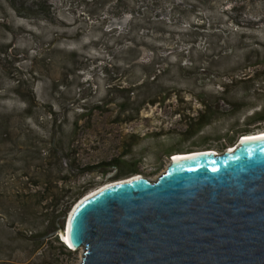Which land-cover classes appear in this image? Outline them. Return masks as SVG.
Listing matches in <instances>:
<instances>
[{
    "label": "rangeland",
    "instance_id": "374dc122",
    "mask_svg": "<svg viewBox=\"0 0 264 264\" xmlns=\"http://www.w3.org/2000/svg\"><path fill=\"white\" fill-rule=\"evenodd\" d=\"M19 6L0 0V264H79L44 236L80 198L264 131V0Z\"/></svg>",
    "mask_w": 264,
    "mask_h": 264
},
{
    "label": "water",
    "instance_id": "95a60500",
    "mask_svg": "<svg viewBox=\"0 0 264 264\" xmlns=\"http://www.w3.org/2000/svg\"><path fill=\"white\" fill-rule=\"evenodd\" d=\"M57 226L44 238L64 233L79 264H264V136L90 192Z\"/></svg>",
    "mask_w": 264,
    "mask_h": 264
},
{
    "label": "bare ground",
    "instance_id": "6f19581e",
    "mask_svg": "<svg viewBox=\"0 0 264 264\" xmlns=\"http://www.w3.org/2000/svg\"><path fill=\"white\" fill-rule=\"evenodd\" d=\"M255 136H264V131H261V132H257V133H248V134H244L243 136H241L242 137V139H247V138H253V137H255ZM232 148H234V146H232L231 147V149ZM205 150H212V149H205ZM205 150H198V151H205ZM198 151H194V152H198ZM214 151V150H213ZM216 152V151H215ZM189 153H191V152H182V153H177V154H175L174 156H184L185 154H189ZM140 176H142V175H137V176H134V177H131V178H128V179H132V178H137V177H140ZM123 180H126V179H123ZM123 180H119V181H123ZM119 181H115V182H119ZM113 182H109V183H107V184H104L103 186H101V187H99L98 189H100V188H103V187H105V186H108V185H110V184H112ZM98 189H96V190H98ZM96 190H94V191H96ZM93 192V191H92ZM91 192V193H92ZM62 238H63V240L66 242L67 241V239H66V237H65V234L63 233L62 234ZM66 244H67V242H66ZM80 249H82V248H80Z\"/></svg>",
    "mask_w": 264,
    "mask_h": 264
},
{
    "label": "trees",
    "instance_id": "16d2710c",
    "mask_svg": "<svg viewBox=\"0 0 264 264\" xmlns=\"http://www.w3.org/2000/svg\"><path fill=\"white\" fill-rule=\"evenodd\" d=\"M11 1V3H12V6L15 8V10H17L18 11V13H20V14H22V15H26V16H28V14H26V13H24V12H21V10H19L20 8H17V6L18 7H21V6H19V2H20V0H10ZM152 101V100H151ZM152 103H155L154 102V100L152 101ZM199 121H206V119L208 120V117H207V115H205V114H201V115H199V117L197 118Z\"/></svg>",
    "mask_w": 264,
    "mask_h": 264
},
{
    "label": "built area",
    "instance_id": "2783aa9c",
    "mask_svg": "<svg viewBox=\"0 0 264 264\" xmlns=\"http://www.w3.org/2000/svg\"><path fill=\"white\" fill-rule=\"evenodd\" d=\"M65 244H66V242L65 241H63ZM69 248H70V246L68 245V244H66Z\"/></svg>",
    "mask_w": 264,
    "mask_h": 264
},
{
    "label": "flooded vegetation",
    "instance_id": "af4514ba",
    "mask_svg": "<svg viewBox=\"0 0 264 264\" xmlns=\"http://www.w3.org/2000/svg\"><path fill=\"white\" fill-rule=\"evenodd\" d=\"M115 165H116V163H115Z\"/></svg>",
    "mask_w": 264,
    "mask_h": 264
},
{
    "label": "clouds",
    "instance_id": "9594fccd",
    "mask_svg": "<svg viewBox=\"0 0 264 264\" xmlns=\"http://www.w3.org/2000/svg\"><path fill=\"white\" fill-rule=\"evenodd\" d=\"M242 138V137H241Z\"/></svg>",
    "mask_w": 264,
    "mask_h": 264
}]
</instances>
